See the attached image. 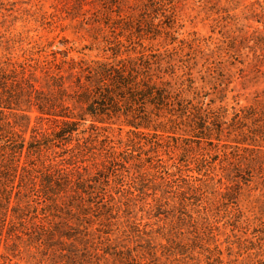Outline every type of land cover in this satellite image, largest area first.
Listing matches in <instances>:
<instances>
[{"label":"rangeland","instance_id":"374dc122","mask_svg":"<svg viewBox=\"0 0 264 264\" xmlns=\"http://www.w3.org/2000/svg\"><path fill=\"white\" fill-rule=\"evenodd\" d=\"M86 59L148 64L187 101V119H159L171 132L132 148L120 120L105 131L82 122L73 143L18 155L40 173L72 162L88 180L110 167L112 180L90 186L113 214L75 261L37 239L59 218L32 191L25 221L0 226V264H264V0H0L7 156L58 128L38 102L83 111Z\"/></svg>","mask_w":264,"mask_h":264},{"label":"trees","instance_id":"16d2710c","mask_svg":"<svg viewBox=\"0 0 264 264\" xmlns=\"http://www.w3.org/2000/svg\"><path fill=\"white\" fill-rule=\"evenodd\" d=\"M81 61L86 63L90 69L88 71L89 79L78 81V84L87 85L88 91L79 93L75 97L79 99L77 100L79 103L84 104L83 111L75 113L64 108V105L48 100L46 103L41 102L42 104L38 102V112L55 118L58 128L48 135L36 133L32 140L24 141L22 145L16 147L15 155H11V157L7 156L6 152L10 153L12 150L2 143L0 144L1 229L4 224L9 222L11 225L24 222V216L27 215L24 211L28 209L32 191L40 192L43 197L41 202L44 203L41 206L49 207L50 216L53 215L59 219L50 225L49 230L40 227V230L37 231V239L42 243H48L49 246L56 244L51 245V242H57L61 247H66L61 250L75 261L78 259L81 249H86L91 245L92 231L101 230L95 226H105L104 221L113 214L107 209L109 200H107L108 196L103 197V192L101 198L105 199L104 203L99 205L94 203L92 198H95L97 194L90 186L92 183L100 184V182H103L104 185V182L112 180L113 178L107 175L110 172V167H102L99 172L91 176L92 179L88 180L89 175L85 176L84 173L76 172L71 168L72 162L62 164V166L47 163L46 167L44 166L45 172L40 173L41 170L37 168L28 169L26 164L22 165L18 155L25 151L29 155H35L34 153L37 151L50 149V145H55L54 141L73 143L82 122H90L91 127L96 126L105 131L107 127H111L109 125L113 124L115 120H120L122 122L121 130L125 127L129 128L127 133H130L129 141L131 143L128 142L127 145L131 148L132 146L138 147L137 145L146 143V137H159L166 132L170 133L171 128H168L167 123L175 122L176 118L183 120L188 114L187 101L179 102L176 97L178 93L173 91L172 86L148 64L140 72L137 70L138 67H130L126 70L124 66H116L110 62L88 61L87 59ZM30 89L34 91V97L37 94L41 95L35 85H32ZM38 96L37 99L40 100L41 98ZM161 118L168 122H165L166 124L163 121L157 122ZM11 127L16 129L17 126ZM106 138L110 140L109 142H114L111 136L106 135ZM143 139L146 140L143 141ZM154 144L160 145L158 142ZM131 155L135 156L132 152ZM70 158L73 160L74 155H71ZM124 160L130 163V157L128 159L124 157ZM47 167L49 168L46 169ZM105 177L108 180H105ZM93 207L101 212L105 211L101 216H97L99 217L96 218L98 223L91 221L94 215L88 210H93ZM36 213L37 216L34 218H38L39 212ZM40 219L41 217L39 223L43 225H39L44 226Z\"/></svg>","mask_w":264,"mask_h":264}]
</instances>
